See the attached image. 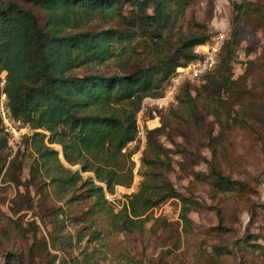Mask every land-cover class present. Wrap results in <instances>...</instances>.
I'll return each instance as SVG.
<instances>
[{
    "label": "rangeland",
    "instance_id": "374dc122",
    "mask_svg": "<svg viewBox=\"0 0 264 264\" xmlns=\"http://www.w3.org/2000/svg\"><path fill=\"white\" fill-rule=\"evenodd\" d=\"M26 8L43 17L37 8ZM191 10L203 28H180L176 33L205 30L213 37L226 31L228 42L235 31L231 82L220 100L202 105L199 98L198 123L172 116L174 111L184 112L176 100L184 85L167 106L152 105L137 115V126L143 130L160 127L163 118L167 123L159 144L163 160L172 164L168 178L173 188L193 202L190 232L183 229L182 204L176 198L153 209L140 231H114L95 205L96 198H88L81 183L66 192L49 184L41 160L32 152L34 130L29 128L19 139L7 140L0 152V264L7 255L17 256L22 264H264V0H197ZM123 15L125 19L109 22L98 15L86 28L126 31L130 28L126 22L134 14L128 9ZM141 44L142 39L135 38L132 49L121 58L80 67L75 73L106 77L151 65L156 48ZM119 46L117 54L122 52ZM206 80L188 83L193 97ZM36 131L45 134L44 144L57 152L64 168L78 172L81 182L90 179L101 185L91 172L67 164L61 145L48 143L47 132ZM135 145L123 152H132ZM143 149L139 146L130 156V186L117 185L112 193L106 191L109 198L103 195L116 213L144 179ZM210 162L222 178L244 187L232 185L235 189L220 193L207 176ZM30 165L37 170L36 179L29 174Z\"/></svg>",
    "mask_w": 264,
    "mask_h": 264
},
{
    "label": "trees",
    "instance_id": "16d2710c",
    "mask_svg": "<svg viewBox=\"0 0 264 264\" xmlns=\"http://www.w3.org/2000/svg\"><path fill=\"white\" fill-rule=\"evenodd\" d=\"M196 2L0 0V102L5 96L3 105L8 118L19 123V127L34 130L31 149L37 160H41L49 184L66 192L81 183L86 196L96 198L95 205L114 231H140L153 209L176 198L182 204L179 217L183 229L190 232L188 215L193 202L179 196L173 188L168 178L173 171L172 164L162 158L159 137L167 128L164 118L160 127L144 130L146 140L140 161L145 171L138 191L128 197L117 213L103 195L105 190L112 193L115 186L128 187L132 182L130 156L139 147L137 115L143 100L164 97L176 69L198 60L194 48L209 43L212 38L205 30L176 33L180 28H203L191 12ZM26 6L37 8L43 17ZM128 9L134 15L126 22L130 27L126 31L112 27L98 31L86 28L98 15L106 22L125 19L123 13ZM138 37L142 39V47L150 49L152 44L156 48L151 65L106 77L94 73L80 77L75 73L80 67L101 65L112 57L121 58L129 47L132 49L130 43ZM116 45L122 52L116 53ZM236 49L234 31L221 49L217 67L204 77L207 80L203 89L193 97L190 84H182L183 92L176 100L179 110L182 108L184 112L174 111L172 116L182 122L188 119L199 122V98L202 105L220 100L231 82ZM165 83H168L165 90L158 92ZM36 130L49 134L48 143L61 145L67 164L79 165L82 172H91L101 185H95L90 179L81 182L78 172L71 173L64 168L57 152L44 144L45 134ZM9 139L0 115V152ZM132 142H136L133 151L124 153ZM210 168L207 176L220 193L235 189L232 185L244 187L242 183L222 178L212 162ZM2 170L0 156V175ZM29 174L32 179L38 177L32 165ZM6 179L4 176L3 181ZM13 260L22 264L17 256L11 255L5 257L4 264Z\"/></svg>",
    "mask_w": 264,
    "mask_h": 264
},
{
    "label": "built area",
    "instance_id": "2783aa9c",
    "mask_svg": "<svg viewBox=\"0 0 264 264\" xmlns=\"http://www.w3.org/2000/svg\"><path fill=\"white\" fill-rule=\"evenodd\" d=\"M227 35L226 31H221L214 35L209 43L195 47L194 53L199 57V59L188 63L185 66L178 67L171 79L170 87L165 96L157 99H145L142 103L138 116H140L147 107L152 105L165 107L170 102H173L176 91L183 83L188 82L199 84L204 77L209 76L219 63V54L223 45L227 41ZM4 100L5 96H2L0 102V115L2 117V123L5 131L10 135V140L14 141L19 139L21 135L28 133L30 130L26 126L19 127V123H14L8 118L3 105ZM145 140L144 130L142 128H138L137 141L141 148L144 147ZM133 143L136 144V142H132L129 145H132ZM138 166L139 163H137V167ZM105 197L109 198V194L106 193V190Z\"/></svg>",
    "mask_w": 264,
    "mask_h": 264
}]
</instances>
